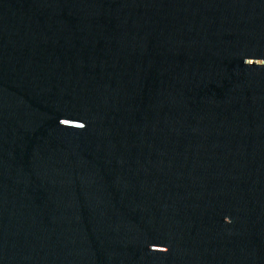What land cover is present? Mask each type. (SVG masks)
<instances>
[{
    "label": "water",
    "instance_id": "obj_1",
    "mask_svg": "<svg viewBox=\"0 0 264 264\" xmlns=\"http://www.w3.org/2000/svg\"><path fill=\"white\" fill-rule=\"evenodd\" d=\"M0 264H264V0H0Z\"/></svg>",
    "mask_w": 264,
    "mask_h": 264
}]
</instances>
